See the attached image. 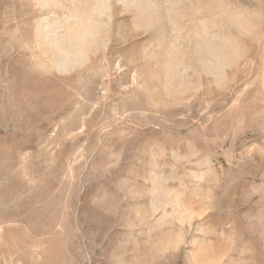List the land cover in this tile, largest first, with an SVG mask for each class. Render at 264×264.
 I'll list each match as a JSON object with an SVG mask.
<instances>
[{
    "label": "rangeland",
    "instance_id": "374dc122",
    "mask_svg": "<svg viewBox=\"0 0 264 264\" xmlns=\"http://www.w3.org/2000/svg\"><path fill=\"white\" fill-rule=\"evenodd\" d=\"M0 264H264V0H0Z\"/></svg>",
    "mask_w": 264,
    "mask_h": 264
}]
</instances>
